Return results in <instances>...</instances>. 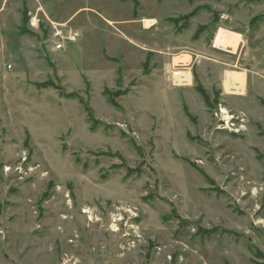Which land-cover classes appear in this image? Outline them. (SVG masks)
I'll return each mask as SVG.
<instances>
[{
    "label": "rangeland",
    "instance_id": "1",
    "mask_svg": "<svg viewBox=\"0 0 264 264\" xmlns=\"http://www.w3.org/2000/svg\"><path fill=\"white\" fill-rule=\"evenodd\" d=\"M259 263L264 0H0V264Z\"/></svg>",
    "mask_w": 264,
    "mask_h": 264
},
{
    "label": "bare ground",
    "instance_id": "2",
    "mask_svg": "<svg viewBox=\"0 0 264 264\" xmlns=\"http://www.w3.org/2000/svg\"><path fill=\"white\" fill-rule=\"evenodd\" d=\"M147 24L152 25L153 22L150 20L147 21ZM228 36H230L226 30H224L223 28H220L218 33H217V37H216V41L215 44L218 47L224 48V49H231V51H235L236 50V44L233 43L230 44L228 43ZM235 38V37H234ZM234 41V40H233ZM236 41V40H235ZM238 43V40L237 42ZM176 80H178L179 82H189V75H187L186 73H180V72H176L175 75ZM234 80H235V87L233 88L232 93L238 94V93H243L244 92V76L242 73H234ZM175 79V78H174ZM177 81V82H178ZM245 95V94H244Z\"/></svg>",
    "mask_w": 264,
    "mask_h": 264
},
{
    "label": "built area",
    "instance_id": "3",
    "mask_svg": "<svg viewBox=\"0 0 264 264\" xmlns=\"http://www.w3.org/2000/svg\"><path fill=\"white\" fill-rule=\"evenodd\" d=\"M72 33V32H71ZM54 39H55V42H54V49L58 50V49H61L63 47V42H61L62 39H64V34L62 32V30H57L55 31L54 35H53ZM79 34L77 32H73L72 34H70V38L72 39V41H76L77 38H78ZM221 112L222 114H224V117H223V124L225 125H228L229 122L235 118V116L233 114H228V112L224 111L223 109H221Z\"/></svg>",
    "mask_w": 264,
    "mask_h": 264
},
{
    "label": "trees",
    "instance_id": "4",
    "mask_svg": "<svg viewBox=\"0 0 264 264\" xmlns=\"http://www.w3.org/2000/svg\"><path fill=\"white\" fill-rule=\"evenodd\" d=\"M202 87L203 86H201L200 85V87H197L201 92H202V94L204 93L203 92V89H202ZM125 91H127V90H125ZM105 94H106V96H107V99H108V101L111 103V104H113V105H117V103H116V101H115V97H117L118 95H120V93H118V92H113V91H110V90H108V89H105ZM73 95V94H72ZM205 97H206V95H205ZM83 105L86 107V105L83 103ZM86 111H87V114H88V119H90L91 121H93V123H92V128L94 129L95 128V120H94V118H93V116H92V112L88 109H86ZM176 217H178V215L176 216ZM185 222V221H184ZM259 264H262V263H259Z\"/></svg>",
    "mask_w": 264,
    "mask_h": 264
},
{
    "label": "crops",
    "instance_id": "5",
    "mask_svg": "<svg viewBox=\"0 0 264 264\" xmlns=\"http://www.w3.org/2000/svg\"><path fill=\"white\" fill-rule=\"evenodd\" d=\"M176 73V72H175ZM175 73H174V75H175ZM186 73V72H185ZM186 74H188V73H186ZM243 74V76H244V81H245V83H244V85H246V82L248 83V87H249V77H246V75L244 74V73H242ZM174 75H173V79H174ZM221 78L223 79V76H221ZM228 80H234V76L233 77H231L230 76V74L229 73H227V71H226V77H225V84H226V86L228 85V87L230 86V84H228ZM235 81V80H234ZM177 82V81H176ZM233 85H234V87H235V82L234 83H232ZM226 86L223 84V87L221 86V88H223V89H226ZM232 90H233V88H232ZM226 91V90H225ZM244 92H245V87H244Z\"/></svg>",
    "mask_w": 264,
    "mask_h": 264
}]
</instances>
